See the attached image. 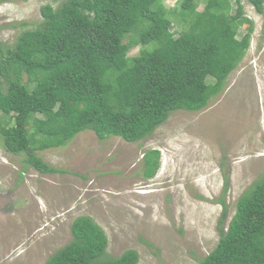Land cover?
Masks as SVG:
<instances>
[{"label": "trees", "instance_id": "obj_1", "mask_svg": "<svg viewBox=\"0 0 264 264\" xmlns=\"http://www.w3.org/2000/svg\"><path fill=\"white\" fill-rule=\"evenodd\" d=\"M247 1L263 13L264 0ZM39 12L37 26L12 45L0 41V139L40 174L64 170L36 152L64 146L84 129L99 140L135 142L173 111L203 109L244 59L254 30L241 0H183L178 8L163 0H60ZM170 14L186 26L178 34ZM159 154H144L145 176L158 169ZM69 229L71 241L43 264L138 261L135 249L110 256L107 235L89 215L75 217ZM198 264H264V172L237 198Z\"/></svg>", "mask_w": 264, "mask_h": 264}, {"label": "rangeland", "instance_id": "obj_2", "mask_svg": "<svg viewBox=\"0 0 264 264\" xmlns=\"http://www.w3.org/2000/svg\"><path fill=\"white\" fill-rule=\"evenodd\" d=\"M163 1L178 8L183 0ZM241 1L254 24L250 47L203 109L173 111L135 142L99 140L84 129L64 146L36 152L64 172L40 174L0 139V264H43L71 241L79 215L104 230L110 256L135 249L136 264H198L213 249L237 198L264 172V11ZM59 2L0 1V41L12 45L41 21L42 4ZM171 19L176 34L186 28ZM150 149L159 150V167L147 177Z\"/></svg>", "mask_w": 264, "mask_h": 264}]
</instances>
